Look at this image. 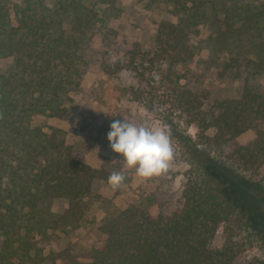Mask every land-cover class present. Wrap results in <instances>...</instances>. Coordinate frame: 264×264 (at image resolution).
<instances>
[{"label": "trees", "instance_id": "trees-1", "mask_svg": "<svg viewBox=\"0 0 264 264\" xmlns=\"http://www.w3.org/2000/svg\"><path fill=\"white\" fill-rule=\"evenodd\" d=\"M115 1L23 0L9 6L0 0V57H12L0 71V264H42L49 230L76 227L95 180L109 174L74 157L60 129L45 130L32 118L64 115L73 102L71 92L80 85L90 32L100 20L95 5ZM160 1L173 5L179 20L159 26L157 47L141 65L144 74V65L164 58L162 78L168 77L172 64L193 57L187 40L201 24L210 29L209 51L215 58L223 55V70L264 72V3ZM179 94L193 118L215 129L206 137L207 148L188 142L197 168L186 183L181 207L157 216L139 203L107 210L98 227L103 238L91 244L89 261L76 264H264V256L236 262L253 238L264 243V233L207 166L215 159L237 179L253 178L264 191V88L245 84L239 97L220 100L210 110L201 109L202 101L192 91ZM249 129L255 132L252 141L214 157ZM54 197L68 198L69 206L52 212L47 201ZM222 223L245 230V240L230 234L222 246L212 247Z\"/></svg>", "mask_w": 264, "mask_h": 264}, {"label": "rangeland", "instance_id": "rangeland-1", "mask_svg": "<svg viewBox=\"0 0 264 264\" xmlns=\"http://www.w3.org/2000/svg\"><path fill=\"white\" fill-rule=\"evenodd\" d=\"M4 1L9 6L23 2ZM254 1L264 3V0ZM95 8L99 10L100 20L90 32L80 85L71 92L73 102L68 104L64 115L37 114L32 123L42 125L45 130L60 129L74 157L109 174L95 180L85 201L86 210L76 227L49 230L47 259L42 264L89 261L91 244L104 236L98 227L107 210L139 203L152 216H157L181 207L186 183L191 171L197 168L191 163L193 155L188 142L191 140L207 148L206 137L214 135L215 129L201 125L202 118L196 120L185 110L177 99L179 92L192 91L202 101L201 109L210 110L220 100L239 97L245 84L264 88V72L251 74L235 68L228 71L221 68L223 55L215 58L216 55L209 51L210 29L206 24L198 25V30L188 36L187 44L194 48L193 57L186 56L172 64L168 77L162 78L167 63L164 58L155 60L153 65H144V74L141 65L157 47L159 26L166 21L177 22L179 12L173 5L160 0H116L112 4H96ZM11 63L12 57H0V71ZM124 118L137 125L163 127L170 134L174 158L164 173L150 178L139 177L135 169L126 167L122 155L111 149L107 138L110 125ZM254 138V130H246L224 147L225 153H214V157L222 158L236 143L247 144ZM212 161L207 166L220 179L226 194L253 219L258 232L264 233V191L253 178L237 179L221 163ZM112 172L125 176L119 186L109 183ZM47 203L52 212L61 213L69 206V199L54 197ZM230 234L245 240V230L240 231L236 225L227 229L222 223L211 246H222ZM245 247L235 258L237 263L252 256H264V243L259 238H253Z\"/></svg>", "mask_w": 264, "mask_h": 264}, {"label": "clouds", "instance_id": "clouds-1", "mask_svg": "<svg viewBox=\"0 0 264 264\" xmlns=\"http://www.w3.org/2000/svg\"><path fill=\"white\" fill-rule=\"evenodd\" d=\"M107 138L111 149L121 154L128 169L150 178L164 173L174 158L170 134L163 127L137 125L124 118L110 125ZM125 180L121 172H112L109 183L116 187Z\"/></svg>", "mask_w": 264, "mask_h": 264}]
</instances>
